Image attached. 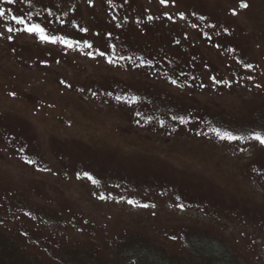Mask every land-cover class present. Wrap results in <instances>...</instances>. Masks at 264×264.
Here are the masks:
<instances>
[{"label": "rangeland", "instance_id": "rangeland-1", "mask_svg": "<svg viewBox=\"0 0 264 264\" xmlns=\"http://www.w3.org/2000/svg\"><path fill=\"white\" fill-rule=\"evenodd\" d=\"M257 134L264 0H0V264H264Z\"/></svg>", "mask_w": 264, "mask_h": 264}, {"label": "snow or ice", "instance_id": "snow-or-ice-1", "mask_svg": "<svg viewBox=\"0 0 264 264\" xmlns=\"http://www.w3.org/2000/svg\"><path fill=\"white\" fill-rule=\"evenodd\" d=\"M8 2L11 3L12 0H8ZM164 2H165V0H161V3H164ZM240 6L242 8L248 7V5L246 3H243V2L241 3ZM17 22L18 23H24L22 20H19ZM9 31H11V29H9ZM25 31H27L29 33H37V34H39L41 40H48L49 39V37H47L44 34V29L41 28L38 24L32 25L30 27H27L25 29ZM53 42H54V38H53ZM225 136L228 139H235L236 138V137H232L230 134H225ZM254 139L258 140L261 144H264V136H261V135L257 134V135L254 136ZM129 202L131 203V201H129Z\"/></svg>", "mask_w": 264, "mask_h": 264}]
</instances>
